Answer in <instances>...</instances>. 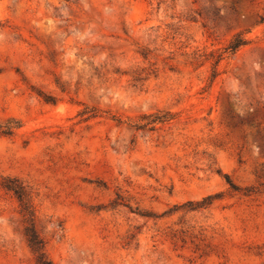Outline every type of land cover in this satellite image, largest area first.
Listing matches in <instances>:
<instances>
[{
  "label": "rangeland",
  "instance_id": "obj_1",
  "mask_svg": "<svg viewBox=\"0 0 264 264\" xmlns=\"http://www.w3.org/2000/svg\"><path fill=\"white\" fill-rule=\"evenodd\" d=\"M263 14L0 0V182L55 264H264ZM27 225L0 186V264H36Z\"/></svg>",
  "mask_w": 264,
  "mask_h": 264
},
{
  "label": "trees",
  "instance_id": "obj_2",
  "mask_svg": "<svg viewBox=\"0 0 264 264\" xmlns=\"http://www.w3.org/2000/svg\"><path fill=\"white\" fill-rule=\"evenodd\" d=\"M260 22L264 24V14L260 17ZM245 43L246 40L243 39L240 35H237L229 42L228 46L225 48V52H234ZM222 55L223 53L219 54L218 60H216V62L220 61ZM137 80H140V77H138ZM168 119L169 118L165 117L162 119L159 118L158 120H160V122H163ZM0 186L9 192H12L20 202L21 213L24 216L25 220L28 221V225L25 227L24 234L31 251L34 254L35 263L55 264L47 253L46 239L39 233L37 229L36 216L29 190L18 178L15 177L4 178V180L0 182ZM209 199L210 197L204 199V204H207V200ZM209 203L210 202H208V204Z\"/></svg>",
  "mask_w": 264,
  "mask_h": 264
}]
</instances>
